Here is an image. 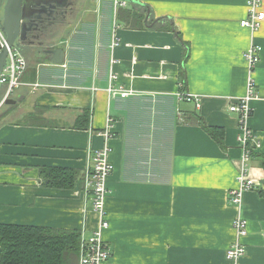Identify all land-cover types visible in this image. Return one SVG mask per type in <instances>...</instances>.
<instances>
[{
  "label": "crops",
  "instance_id": "0c3cea01",
  "mask_svg": "<svg viewBox=\"0 0 264 264\" xmlns=\"http://www.w3.org/2000/svg\"><path fill=\"white\" fill-rule=\"evenodd\" d=\"M124 1L59 8L66 17L44 39L63 50L60 64L20 46L22 85L0 106V224L78 230L79 264L82 237L101 223L85 173L108 144L101 235L109 262L234 264L225 252L241 217L238 264H264V21L254 33L239 25L247 0ZM251 43L261 51L250 71L243 53ZM110 73L126 96L108 92ZM250 77L247 125L258 146L250 145L249 173L259 185L236 206L228 198L241 149L228 108ZM54 168L76 172L72 187L47 183Z\"/></svg>",
  "mask_w": 264,
  "mask_h": 264
},
{
  "label": "built area",
  "instance_id": "2783aa9c",
  "mask_svg": "<svg viewBox=\"0 0 264 264\" xmlns=\"http://www.w3.org/2000/svg\"><path fill=\"white\" fill-rule=\"evenodd\" d=\"M263 0H247L246 17L239 21V25L247 28L251 33L258 31L262 22L264 21V10L262 9ZM126 2L124 0H114V7L122 6ZM5 43L4 35L0 29V46ZM119 43V39L115 35V25L113 26V36L110 44V49L113 51ZM261 47L256 43H251L244 51L243 57L246 61L250 71L255 67L259 61ZM113 62V60H112ZM26 67L24 57L16 49L10 48L7 53L6 66L0 75V106L10 97L13 90L22 82L20 77ZM252 74V73H250ZM116 77L113 73L109 75L108 92L112 96L124 97L128 94L124 89L116 88L114 82ZM252 77L248 80V92L246 95L231 101L229 111L237 116L238 122V145L241 149L240 162L236 173V186L229 191V203L232 205L240 206L242 203L243 195L248 190L257 189L259 183L254 180L249 173V161L252 149L251 144L258 146L256 135L248 127L247 120L251 115V109L248 100L252 95ZM182 99L192 100V95H181ZM110 128V126H108ZM111 137L110 130L104 132V138ZM109 146L104 144L102 148L95 151L92 160V166L85 173V191L87 188L92 187V205L98 211L101 217L99 227L93 230L88 236L82 237L81 240V253L79 264H114L109 262L110 249L102 239V230L108 226L106 214L104 212V199L107 193L106 181L110 175L113 165L109 160ZM232 227L234 228L237 238L229 244L226 249L225 256L234 264H238V260L245 254V246L240 241V238L246 233V222L241 217L232 219Z\"/></svg>",
  "mask_w": 264,
  "mask_h": 264
},
{
  "label": "trees",
  "instance_id": "16d2710c",
  "mask_svg": "<svg viewBox=\"0 0 264 264\" xmlns=\"http://www.w3.org/2000/svg\"><path fill=\"white\" fill-rule=\"evenodd\" d=\"M210 133L214 135L211 128ZM48 172L52 186L70 188L76 178L72 169ZM78 248L76 229L0 224V264H76Z\"/></svg>",
  "mask_w": 264,
  "mask_h": 264
},
{
  "label": "water",
  "instance_id": "95a60500",
  "mask_svg": "<svg viewBox=\"0 0 264 264\" xmlns=\"http://www.w3.org/2000/svg\"><path fill=\"white\" fill-rule=\"evenodd\" d=\"M126 1L140 3L138 0ZM70 3V0H0V29L5 38V43L0 46V75L6 66L7 53L10 48L19 50L20 46L25 44L35 45L33 41L28 40L32 29L35 30L32 25L37 24L36 20L40 19V15L53 12L55 8H66ZM44 35L49 37L50 34L45 30ZM43 43L40 41L37 45L42 46ZM36 49L38 50V48ZM34 51L36 50L34 49ZM41 52L51 55L48 59L52 63H62L63 50L61 48L47 47ZM10 103L12 104L10 99L4 102V104Z\"/></svg>",
  "mask_w": 264,
  "mask_h": 264
},
{
  "label": "flooded vegetation",
  "instance_id": "af4514ba",
  "mask_svg": "<svg viewBox=\"0 0 264 264\" xmlns=\"http://www.w3.org/2000/svg\"><path fill=\"white\" fill-rule=\"evenodd\" d=\"M71 1V0H70ZM66 11H61L59 8H55V11L53 10V12H47L44 13L42 15H40V19H37L36 22L37 24L34 26L32 25L35 30L32 29V32L30 33L29 36V40L28 41H33V43H35V47L38 48V50H42L45 47H47V44H45V30H47L49 28V26H54L55 24H59L62 21H64L65 17H66ZM72 12H68V16L71 15ZM50 23H52L53 25H50ZM44 42L41 45H37V43L39 42Z\"/></svg>",
  "mask_w": 264,
  "mask_h": 264
}]
</instances>
